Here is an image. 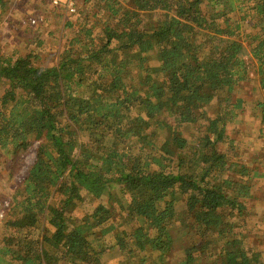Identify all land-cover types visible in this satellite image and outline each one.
<instances>
[{
	"label": "trees",
	"instance_id": "1",
	"mask_svg": "<svg viewBox=\"0 0 264 264\" xmlns=\"http://www.w3.org/2000/svg\"><path fill=\"white\" fill-rule=\"evenodd\" d=\"M81 1L100 7L95 14L106 21L100 34L84 24V38L76 36L57 64L37 65L32 54L0 57V83H8L0 94V148L44 137L20 217L9 225L17 245L5 248L9 264H164L175 230L183 231L179 201L191 245L183 264L201 262L216 243V264H264L243 230L259 168L251 174L218 146L228 141L232 118L210 114L196 142L183 131L217 99L243 108L242 98H232L253 59L264 88V0ZM79 41L90 42L80 49ZM83 85L89 94H80ZM57 191L60 210L52 203ZM106 195L117 197L120 218L137 224L133 231L117 230ZM87 202L94 210L72 223L70 205ZM43 226L41 236L31 230Z\"/></svg>",
	"mask_w": 264,
	"mask_h": 264
},
{
	"label": "rangeland",
	"instance_id": "2",
	"mask_svg": "<svg viewBox=\"0 0 264 264\" xmlns=\"http://www.w3.org/2000/svg\"><path fill=\"white\" fill-rule=\"evenodd\" d=\"M3 2L5 3L4 12L0 16V57L32 54L34 62L43 67L57 64L61 52L76 36H79V40L80 36L84 38V33H81L84 24L94 25V32L100 34L107 18L95 14L100 7L93 9L92 4L85 5L81 0H76L78 8L76 14H70L62 6H56L54 0H3ZM96 2L97 0H94V5ZM244 14L243 10H240L237 17L240 18ZM113 18L115 19L114 16ZM33 19L36 21L33 22ZM150 19L155 20L156 15H151ZM68 23L72 25L70 26ZM243 23L244 27H251L252 19L245 20ZM89 26L87 25V27ZM89 42L83 44V41H79L76 46L81 49V46H85ZM257 66L258 62L253 59L249 66V79L238 85L237 91L233 94V102H237L240 98L243 99L242 109L229 107L224 101L217 99L211 106H208L207 110L210 113L201 115L197 124L184 126L183 131L187 138L196 142L201 136V132L207 130L210 114L215 117L218 113L224 115L228 113L226 116L232 118L229 119L230 122L226 128L228 141L220 142L218 146L232 159L245 163L250 169L256 166L259 168L258 175L251 179L254 185V195L247 201L248 210L243 230L251 235V237H246L247 246L261 251L264 257V243L257 242V239L254 240L257 235H262L260 239L264 240V107H260L264 102V88L261 87L255 72ZM7 86V81L0 83V94ZM79 92L80 94H89L85 85ZM232 109L235 111L231 114L229 112ZM43 138L42 133H37L32 137L29 146L9 151L0 148V264H9L12 260L11 255L5 252V248L17 246L16 235L14 231H11L9 225L20 217L19 203L23 199L24 182L30 167L37 158L38 147ZM230 139L234 141L233 144L230 143ZM254 170L251 169V174ZM115 192L120 193V190L116 189ZM62 198L63 195L58 191L52 197V203L59 210L63 202ZM116 198L110 201L106 195L102 201L111 207L112 220L117 230L133 231L137 224L135 222L128 223L125 219L120 218V206ZM177 208L179 213L176 227L183 231L175 230L173 248L167 255L164 264H183L184 249L191 246L187 247L190 243V239L186 240L185 236L188 230L183 229V226L187 224V222L184 224L188 215L187 206L184 201H179ZM93 210L94 204L89 202L71 204L67 216L72 223L77 224L83 221L85 214L91 213ZM12 228L14 230L13 226ZM45 228L43 226L31 230L36 235H40L41 230ZM190 232L193 234L194 230L191 229ZM197 238L201 240L200 236ZM218 245L216 243L214 248L209 247L202 256L201 262L197 258L194 264H213V261L216 264L215 257H211L210 254L215 252ZM154 255L157 256V253L154 252ZM114 262L108 263L114 264ZM152 262L148 261L149 264Z\"/></svg>",
	"mask_w": 264,
	"mask_h": 264
},
{
	"label": "built area",
	"instance_id": "3",
	"mask_svg": "<svg viewBox=\"0 0 264 264\" xmlns=\"http://www.w3.org/2000/svg\"><path fill=\"white\" fill-rule=\"evenodd\" d=\"M56 6H62L68 13L76 14L78 11L76 0H54ZM33 22L36 20L33 19Z\"/></svg>",
	"mask_w": 264,
	"mask_h": 264
},
{
	"label": "crops",
	"instance_id": "4",
	"mask_svg": "<svg viewBox=\"0 0 264 264\" xmlns=\"http://www.w3.org/2000/svg\"><path fill=\"white\" fill-rule=\"evenodd\" d=\"M4 5L5 3L3 2V0H0V16L4 12Z\"/></svg>",
	"mask_w": 264,
	"mask_h": 264
}]
</instances>
